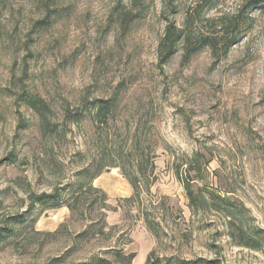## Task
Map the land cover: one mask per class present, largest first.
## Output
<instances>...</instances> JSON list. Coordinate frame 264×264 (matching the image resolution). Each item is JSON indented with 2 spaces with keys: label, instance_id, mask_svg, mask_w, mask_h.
Listing matches in <instances>:
<instances>
[{
  "label": "rangeland",
  "instance_id": "1",
  "mask_svg": "<svg viewBox=\"0 0 264 264\" xmlns=\"http://www.w3.org/2000/svg\"><path fill=\"white\" fill-rule=\"evenodd\" d=\"M250 1L0 0V229H16L0 264H74L113 245L136 252L133 264L152 250L264 264V241L259 250L239 245L212 202L193 211L174 171L203 154L195 190L235 202L246 227L264 235V3L249 9ZM167 18L194 47L205 44L189 60L182 41L161 64ZM30 95L48 104V127L26 104ZM110 97L116 106L101 122L94 102ZM141 158L152 184L138 209L125 200L133 188L123 171L136 173ZM101 163L91 183L101 191L90 190ZM41 193L62 206L34 204ZM103 219L108 237L73 239Z\"/></svg>",
  "mask_w": 264,
  "mask_h": 264
},
{
  "label": "trees",
  "instance_id": "2",
  "mask_svg": "<svg viewBox=\"0 0 264 264\" xmlns=\"http://www.w3.org/2000/svg\"><path fill=\"white\" fill-rule=\"evenodd\" d=\"M171 4H174L176 0H168ZM264 3V0H251L250 4L247 6L249 9L256 8ZM50 16L46 19L39 20V23L42 27L48 23ZM167 25L165 27V32L163 37L159 42V55H160V62L161 64H167L170 59L177 53L178 47L180 43L186 42V53L185 58L190 59L194 56L198 51L201 50L202 47H194L192 41L189 36L184 35V30L178 28V26L174 23V21L169 20L167 18ZM214 45V43H211ZM26 104L36 110L39 115L42 117L43 124L48 127L50 125V120L48 118V112L50 111L48 108V104L45 100L40 99L39 97H34L32 95L25 97ZM116 106V99L114 97H110L108 99H98L94 102L93 109L95 111V115L101 122H107L109 120L110 114L114 110ZM56 131V130H54ZM208 161L204 158L203 154L196 153L191 157H187L186 159L182 160L181 163H178L175 168V174L178 179L183 183V186L186 190L188 199H189V207L195 211V209H199L203 203H214L216 209L219 211H223L225 215L230 219L232 229H235L238 233L237 235L241 239L242 246L252 247L254 249L259 250L260 244L264 241V235L259 234L258 231H254L253 233L246 227V224L242 220L244 208H240L238 204L235 202L214 194L212 191H205L199 189L201 193H198L194 188V183L197 178L193 177V173H199L201 176L202 172L207 167ZM144 161L142 158L136 167L137 172L133 175L128 174L127 172L123 171V174L128 178L130 181L133 194L131 197L125 199L127 202H133V205H136L138 209H140L144 192L148 193L151 188L150 182H143L142 176H146L144 173ZM106 165L102 163L97 166L96 172L91 175L88 179V182L91 184L95 178H97ZM87 182V183H88ZM86 183V182H85ZM89 184V185H90ZM90 190L101 191L99 188L93 187L92 184L89 186ZM84 182L80 183V196L78 200L80 201V205L82 204L84 196L87 194L86 191L83 189ZM103 193V200L101 203V209L107 207L106 194ZM35 203H45L48 209H57L62 206L59 198L51 193H41L35 196L34 198ZM98 201V200H97ZM95 203L93 204V206ZM104 205V206H103ZM102 215L106 216V212H102ZM146 226L148 227L149 231L154 234L156 237H159V228L154 224L148 216L144 218ZM106 220H101L100 223H90L85 224L84 228L74 236V240L76 242L80 241H88L92 238L96 237H108L109 231L106 230ZM15 227H13L10 223H8L5 227L0 229V246L5 244L8 240H10L13 236H15ZM59 230L53 233H47L48 236H57L59 234ZM129 242H125L122 245H126ZM136 252L126 253L123 248H118V245H113L112 248L104 252L97 253L93 255L87 261H80L74 264H133V260L136 258ZM64 256H60L54 259V262H61L63 261ZM145 264H222L218 259H206V258H196V259H185L180 258L177 256H169V257H162L157 255L154 250L150 251L148 254Z\"/></svg>",
  "mask_w": 264,
  "mask_h": 264
},
{
  "label": "water",
  "instance_id": "3",
  "mask_svg": "<svg viewBox=\"0 0 264 264\" xmlns=\"http://www.w3.org/2000/svg\"><path fill=\"white\" fill-rule=\"evenodd\" d=\"M108 170H110V168H108Z\"/></svg>",
  "mask_w": 264,
  "mask_h": 264
}]
</instances>
